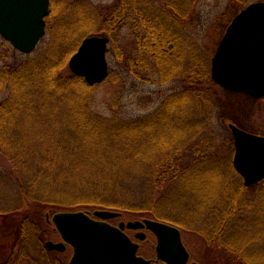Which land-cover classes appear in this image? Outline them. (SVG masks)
Masks as SVG:
<instances>
[{"label": "trees", "instance_id": "obj_1", "mask_svg": "<svg viewBox=\"0 0 264 264\" xmlns=\"http://www.w3.org/2000/svg\"><path fill=\"white\" fill-rule=\"evenodd\" d=\"M50 1L45 47L25 55L4 39L0 43V156L12 171L8 178L0 175L15 184L21 198L16 207L0 209V217H4L1 226L40 229L46 227L44 212L109 208L140 219L173 223L160 213V202L107 206L100 197L118 189L128 191L127 180L141 187L150 182L153 191L161 190L166 182L171 186L181 180L193 183L197 175L192 168L212 159L201 145L216 109L211 91L221 87L211 77L209 51L191 31L198 0H116L104 8L91 0ZM233 1L232 8L215 19L217 45L233 17L253 2ZM123 28L132 32L131 50L118 43ZM90 36L108 37L115 44V57L122 69L110 71L107 82L126 83L130 77L177 81L182 89L141 119L95 113L98 85L91 86L69 68L70 59ZM114 104L117 111L119 103ZM234 110L226 108L223 115ZM221 161L242 178L231 154ZM132 164L135 167L130 169ZM203 174L215 175L213 170ZM46 180L49 186L43 187ZM251 189H255L254 195H250ZM223 196L229 197L226 202H222ZM211 199L214 203H206L210 222L204 229L210 233L203 234L204 238L209 244L228 245L243 264H257L242 251L241 243L242 236L252 237L257 230H264V180L251 187L241 183L221 196L214 192Z\"/></svg>", "mask_w": 264, "mask_h": 264}, {"label": "water", "instance_id": "obj_2", "mask_svg": "<svg viewBox=\"0 0 264 264\" xmlns=\"http://www.w3.org/2000/svg\"><path fill=\"white\" fill-rule=\"evenodd\" d=\"M50 0H0V35L23 54H32L47 34ZM107 37L83 40L69 61L70 70L91 86L109 77ZM212 79L227 91L264 98V1L253 2L234 17L211 62ZM235 142L233 164L250 187L264 180V136L229 125ZM60 212L53 221L65 242L72 245L71 264H146L137 257L138 245L124 233L125 227H148L159 237V256L169 264H185L189 254L181 232L167 223L143 219L108 222L120 214L110 210ZM49 248L64 244L48 242Z\"/></svg>", "mask_w": 264, "mask_h": 264}, {"label": "rangeland", "instance_id": "obj_3", "mask_svg": "<svg viewBox=\"0 0 264 264\" xmlns=\"http://www.w3.org/2000/svg\"><path fill=\"white\" fill-rule=\"evenodd\" d=\"M91 1L95 6L100 8L113 5L116 2V0ZM258 1L264 0H253V2ZM233 4V0H198L194 20L190 22L191 31L195 34L201 45L209 51L208 54L211 60L218 48L217 43L219 40L218 33H215L213 29V27H215V19L229 8H232ZM233 13L234 10L230 12L229 17L232 18ZM3 39L4 38L0 35V43ZM48 39L49 34L38 48L45 47ZM118 43L131 50L134 46L132 32L127 28L121 29L118 33ZM214 49L215 51L212 53ZM107 58L109 62V71L114 70L119 72L122 69L115 57V44L113 41H110ZM181 89L182 85L177 81L160 83L156 80L140 81L134 77H130L126 83L105 81L96 88L93 110L95 113L105 117H112L115 113H118L124 119H141L154 113L169 95ZM211 94L215 98L216 109L205 130V141H203L201 147L206 155L212 156H210L212 159L209 162H201L199 165H195L192 168V172H195L197 175L193 183L188 179L190 184L186 182V180L178 181L173 186L166 182L161 190L153 191L150 187L152 186L150 182H146L144 186L141 187L136 181L127 180L124 184L129 188L128 191L118 189L115 193L100 197L106 202L105 205L107 206L112 203H120L127 207L128 205H152V202H160V213L165 217L173 219V223L170 224L183 230L187 245H189V248L191 247L194 249H196L199 244L208 243L203 234H207V232L210 233V230L206 232L204 229L207 228L210 222L208 218L211 215V210L207 204L212 201V194L215 192L216 195L218 194L221 196L227 189L236 190L237 187L243 183L242 178L240 179L232 174L229 165L224 166V163L221 161L224 156L230 158V154L233 160L235 154L234 136L229 128V124H235L248 133L257 134V131L264 134V99L254 101L253 98L232 94L222 88L218 89V87H215L213 91H211ZM115 102L119 103V109L117 111H115L114 107ZM230 107H234V112L224 116V111H226V108L228 109ZM235 119H238V123L234 122ZM148 152H150L149 149L147 150V153ZM194 156L195 154L188 156L190 160L188 162H191ZM133 167H135V164L130 165V169H133ZM212 170L215 175H220L216 173H221V177H217L214 174H211V176L203 174L204 172ZM11 172L9 164L0 156V173L8 178ZM214 181L215 185L213 184ZM216 181L219 182L216 183ZM228 182H231V184ZM48 183L46 180L42 186L47 187L49 186ZM228 186L229 188H226ZM255 192V189H251L250 195H254ZM223 197L222 202H226L229 198L228 196ZM20 201V194L15 184H13L11 180L8 181L0 175V209L14 208ZM212 202L214 203V201ZM215 203L217 202L215 201ZM107 210L115 211L111 208ZM45 214L46 212L43 214L44 217ZM122 215V219L125 221L140 219L130 212H122ZM3 220L4 217H0L1 252L6 250L2 248L3 246L7 247L15 241L4 238L9 234L10 230L8 231V227L1 226L3 225ZM43 223V225L46 226L43 228V236L47 234L50 238L54 240L57 239L53 231L48 230L50 227L46 223V220H44ZM179 223L182 225V228ZM2 228L5 230H1ZM35 229L36 228H32L36 233ZM28 230L30 231L31 229L29 228ZM257 231L258 232L252 237L242 236L241 249L245 254H248L254 259L257 264H264V230ZM210 254L209 257L212 259L218 257L222 260L224 257L221 250L217 249H213ZM223 261H225V259H223Z\"/></svg>", "mask_w": 264, "mask_h": 264}, {"label": "flooded vegetation", "instance_id": "obj_4", "mask_svg": "<svg viewBox=\"0 0 264 264\" xmlns=\"http://www.w3.org/2000/svg\"><path fill=\"white\" fill-rule=\"evenodd\" d=\"M55 214L57 213H52L51 211L47 212L45 214V220L49 227L52 228L48 230H52L57 239L54 240L47 234L43 236V228L35 230L39 232L37 236H34L35 232L32 229L30 232L28 229L21 230L19 228H14L4 237L15 241L7 247L1 246L6 250L4 252L0 251V264H71L74 248L65 242L60 231L55 226L53 222ZM92 217L95 218L94 215H92ZM109 222L115 226H119L121 222L128 221L120 217L110 220ZM179 230L181 232L183 244L189 254L188 261L185 264H243V262L239 260V255H237L236 258L234 257L228 245L220 247L219 245L208 244L206 242V245L199 244L196 249L189 248L183 230L180 228ZM22 231H24V235H22ZM123 231L132 242L138 245L137 257L144 259L146 264H169L159 256V237L152 229L146 226L138 229L125 227ZM32 232L34 235H32ZM48 242H53L54 244L63 243L64 246L63 248L62 246L61 248H49ZM213 249L221 250L225 261L218 257L214 259L210 258L209 254Z\"/></svg>", "mask_w": 264, "mask_h": 264}]
</instances>
